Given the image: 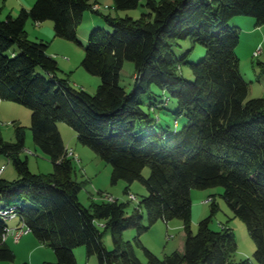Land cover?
Masks as SVG:
<instances>
[{
  "label": "trees",
  "instance_id": "1",
  "mask_svg": "<svg viewBox=\"0 0 264 264\" xmlns=\"http://www.w3.org/2000/svg\"><path fill=\"white\" fill-rule=\"evenodd\" d=\"M143 1L150 12L139 19L101 14L93 0H37L18 18L0 20V99L32 111L34 141L55 167L52 174L31 171L29 160L21 157L23 127L16 129L14 143L0 137V154L19 175L9 180L0 173V210L14 208L22 224L54 249L58 262L47 264H78L74 251L83 246L99 264H144L124 233L135 229L140 237L159 221L174 219L183 224V252L160 259L144 248L147 264H264V99L248 100L249 84L236 53L241 31L230 25L238 17H252L263 27L264 0H114L115 10H134ZM87 11L101 15L112 29L90 34L82 63L102 80L96 95L60 78L49 44L30 40L26 30L29 21H53L57 38L79 43ZM188 39L207 50L199 63L190 61L193 50L182 58L175 53L178 42ZM127 61L136 69L131 93L120 84ZM183 66L191 69L193 81L184 77ZM259 66L264 75V63ZM153 87L177 101L176 115L188 120L181 132L156 129L160 119L151 113L160 106L153 103L147 112L141 101ZM60 123L112 165L114 185L140 181L148 188L149 196L130 216V203L119 200L90 208L81 203L84 186L75 179V162L81 160L67 148ZM146 168L152 171L149 179L143 175ZM215 187L225 189L227 204L246 223L256 244L255 262L236 261L239 246L229 223L218 231L211 228L219 210L214 197L207 203L211 215L193 233L192 190ZM125 194L130 195L128 188ZM7 228L0 216V260L14 262L4 241ZM107 231L113 251L103 242Z\"/></svg>",
  "mask_w": 264,
  "mask_h": 264
},
{
  "label": "rangeland",
  "instance_id": "2",
  "mask_svg": "<svg viewBox=\"0 0 264 264\" xmlns=\"http://www.w3.org/2000/svg\"><path fill=\"white\" fill-rule=\"evenodd\" d=\"M36 2L37 0H0V20L6 21L9 16L18 18L24 8L23 6H29V10H31ZM93 3L100 4L101 14L111 15L115 18L131 17L139 19L142 15L150 12L146 8L145 1L141 3L139 8L128 11L115 10L114 0H93ZM230 25L231 27H238L241 31V40L236 53L240 60L241 73L249 84L248 100L264 99V75H262L259 66V64L264 63V26L258 27L256 19L252 17H238ZM96 29L112 31L105 24L101 15L93 11H87L84 15V21L78 29L79 43L57 38L55 23L53 21L41 24L29 21L26 28L30 40L34 42L43 41L49 44L48 53L58 62L60 68L59 77L63 79L70 78L71 84L74 87L84 89L91 95H96L102 80L100 77L93 76L87 72L83 68L82 63L86 56L90 34ZM174 50L179 58L184 57L189 51L193 50L190 58V61L193 63H199L205 58L207 53L205 47L196 45L192 39L179 41ZM259 51L260 55L256 56V53ZM181 72L187 80L193 81L195 79L188 66H183ZM135 74L134 63L125 62L120 74V84L129 93L134 90ZM170 99L171 101L167 102ZM141 101L147 112H150L153 103L157 102L160 106L157 111L153 110L151 113L153 119H160V122H156V125H158L156 129L165 127L167 130L179 133L188 124V120L185 117H178L176 115L179 108L177 101L170 98L168 94L158 87H153V94L143 96ZM176 122H178V125ZM31 126L32 111L29 108L0 99V137L6 142L14 143L17 141L16 129L23 127L26 133V148L21 154L22 159L29 160L30 169L34 174H52L55 171L54 164L51 158L35 143ZM59 127L62 129L66 146L68 149H73L81 160L75 162L77 171L75 179L84 186L79 195L81 203L90 208L95 202L108 201L105 197L110 195L121 203H130V206L127 208V215L130 216L143 199L149 196L150 192L148 188L140 181L131 185L126 181H121L114 185L112 183V165L103 161L91 148L84 146L79 141L75 130L66 123H60ZM4 166L7 169L4 172L5 175L2 176L3 178H9L10 180L18 179L19 175L14 163L7 156L0 154V169ZM151 173V169L146 168L143 173L145 179H149ZM127 188L130 194L137 198L136 201L130 200V195L125 194ZM224 192L225 189L223 187L192 190L193 233L197 235L199 233V224L211 215L212 205L207 204L206 201L210 197H214L219 210L213 219L211 228L218 231L221 229L220 223H229L230 227L234 230L239 246L236 261L240 262L250 258L255 262L256 244L249 233L246 223L237 218L227 204L224 199ZM1 203L2 201H0V205ZM6 221L9 228L14 230L23 226L20 218H16L15 221L6 219ZM179 225H182V227L175 228ZM144 226L149 227L147 217L145 218ZM101 227L104 230V226L101 225ZM183 233L181 220L174 219L169 223L161 220L151 226L140 237L138 231L135 229L126 231L124 239L133 245L138 258L144 264H147L148 257L144 248L151 251L158 258L164 259L166 256L179 250L181 242L184 239ZM103 242L108 250H114L110 231L105 233ZM8 244L15 254V261L5 262L0 260V264H47L58 262L54 249L41 243L33 233L24 236L19 242L10 239ZM74 254L78 264H99V259L96 256L91 258L88 256L85 246L75 249ZM245 254H248V256Z\"/></svg>",
  "mask_w": 264,
  "mask_h": 264
},
{
  "label": "built area",
  "instance_id": "3",
  "mask_svg": "<svg viewBox=\"0 0 264 264\" xmlns=\"http://www.w3.org/2000/svg\"><path fill=\"white\" fill-rule=\"evenodd\" d=\"M98 7H96L97 9ZM260 55V51L256 53V56ZM69 156H74V152L73 150H69ZM79 161V160H78ZM6 167H3V169L1 170V173H3L5 171ZM106 200L108 201H114V199L112 197H105ZM130 200L132 201H136L137 198L134 195H130ZM212 201L211 198H209L206 203H210ZM0 216L4 217L5 219H9V220H15L18 217V214L16 212V210L14 208H11L9 210H0ZM29 233H31L30 228L26 227L25 225H23L21 228L18 229H11V228H7L6 230V234L4 235V241H6L10 235L14 236V240L16 242H19L23 236L28 235Z\"/></svg>",
  "mask_w": 264,
  "mask_h": 264
},
{
  "label": "crops",
  "instance_id": "4",
  "mask_svg": "<svg viewBox=\"0 0 264 264\" xmlns=\"http://www.w3.org/2000/svg\"><path fill=\"white\" fill-rule=\"evenodd\" d=\"M29 5H30V4H29ZM98 5H100V4H98ZM23 7H24L23 10H24V9L29 10V6H26V5H25V6H23ZM59 129H60V131H61V133H62V129H61L60 127H59ZM62 136H63V134H62ZM63 139H64V137H63ZM64 141H65V139H64ZM65 144H66V143H65ZM67 148H68V147H67ZM5 167H6V166H5ZM2 169H3V167L0 169V173H1V170H2ZM6 169H7V167H6ZM6 169H5V171H6ZM5 171H4V172H5ZM4 172H3L2 176L5 175ZM6 179H9V178H6ZM9 180H10V179H9ZM108 196L113 198V196H110V195H108ZM113 199H114V198H113ZM14 221H15V220H14ZM221 225H224V224H223V223H220V226H221ZM229 226H230V224H229ZM178 227H182V225H181V226H180V225H179V226H176L175 228H178ZM183 234H184L183 236H184V239H185V233H183ZM12 236H13V235H10V236H9V238L7 239V243L9 242L10 239L14 240V238H12ZM23 237H24V236H23ZM23 237H22V239H23ZM22 239H21V240H22ZM184 239H183V241L181 242V247H180L179 250H178L179 252H183V250H184V243H185V240H184ZM14 241H15V240H14ZM8 245H9V244H8ZM245 255L248 256V254H245ZM249 257H250V254H249ZM249 259H250V258H249ZM251 260H252V259H251ZM252 261H253V260H252ZM253 262H254V261H253ZM255 264H257V263H255Z\"/></svg>",
  "mask_w": 264,
  "mask_h": 264
},
{
  "label": "clouds",
  "instance_id": "5",
  "mask_svg": "<svg viewBox=\"0 0 264 264\" xmlns=\"http://www.w3.org/2000/svg\"><path fill=\"white\" fill-rule=\"evenodd\" d=\"M131 195V194H130ZM115 200V199H114Z\"/></svg>",
  "mask_w": 264,
  "mask_h": 264
}]
</instances>
